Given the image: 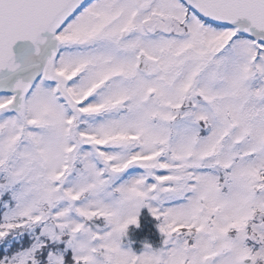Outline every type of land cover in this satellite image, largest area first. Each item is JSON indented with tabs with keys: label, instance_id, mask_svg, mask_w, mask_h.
<instances>
[{
	"label": "snow or ice",
	"instance_id": "snow-or-ice-1",
	"mask_svg": "<svg viewBox=\"0 0 264 264\" xmlns=\"http://www.w3.org/2000/svg\"><path fill=\"white\" fill-rule=\"evenodd\" d=\"M0 264H264V0H0Z\"/></svg>",
	"mask_w": 264,
	"mask_h": 264
},
{
	"label": "rangeland",
	"instance_id": "rangeland-1",
	"mask_svg": "<svg viewBox=\"0 0 264 264\" xmlns=\"http://www.w3.org/2000/svg\"><path fill=\"white\" fill-rule=\"evenodd\" d=\"M142 215H145L147 217H149L150 219H154L156 220L155 222V226H156V237H153V238H150V237H144V238H141L140 240L138 241H135L134 238L132 237V234L130 232V225L129 226V230H128V235L127 237L125 238L126 240V243L124 244L125 247H131L133 250L137 251V252H140L143 250V247H144V244L145 243H150L152 245H158L160 240H161V233L159 232V228H158V220L152 216L150 210L148 207H145L141 210V214L140 216Z\"/></svg>",
	"mask_w": 264,
	"mask_h": 264
},
{
	"label": "trees",
	"instance_id": "trees-1",
	"mask_svg": "<svg viewBox=\"0 0 264 264\" xmlns=\"http://www.w3.org/2000/svg\"><path fill=\"white\" fill-rule=\"evenodd\" d=\"M156 220L150 219L149 217L142 215L140 216L139 227L136 225L130 226V232L135 241L140 240L144 237H156Z\"/></svg>",
	"mask_w": 264,
	"mask_h": 264
}]
</instances>
